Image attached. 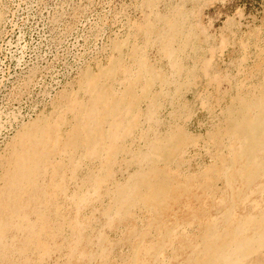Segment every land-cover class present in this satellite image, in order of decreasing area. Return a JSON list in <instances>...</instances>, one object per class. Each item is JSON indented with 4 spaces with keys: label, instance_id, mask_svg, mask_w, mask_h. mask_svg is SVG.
<instances>
[{
    "label": "rangeland",
    "instance_id": "rangeland-1",
    "mask_svg": "<svg viewBox=\"0 0 264 264\" xmlns=\"http://www.w3.org/2000/svg\"><path fill=\"white\" fill-rule=\"evenodd\" d=\"M0 264H264V0H0Z\"/></svg>",
    "mask_w": 264,
    "mask_h": 264
},
{
    "label": "bare ground",
    "instance_id": "bare-ground-1",
    "mask_svg": "<svg viewBox=\"0 0 264 264\" xmlns=\"http://www.w3.org/2000/svg\"><path fill=\"white\" fill-rule=\"evenodd\" d=\"M20 53H21V52H20ZM98 114H99V113H98ZM80 116H81V115H80ZM101 117H102V116H101ZM5 119H6V118H5ZM13 119H14V118H13ZM105 119H106V118H105ZM234 126H235V125H234ZM237 126H238V125H237ZM234 129H235V128H234ZM239 133H240V132H239ZM239 133H237V134H239ZM39 135H40V134H39ZM43 135H44V134H43ZM234 136H235V135H234ZM34 137H35V136H34ZM158 143H159V142H158ZM237 146H238V145H237ZM28 155H29V154H28ZM152 156H153V155H152ZM154 157H155V156H154ZM154 157H153V158H154ZM20 158H21V157H20ZM21 159H22V158H21ZM20 163H21V162H20ZM24 164H25V163H24ZM23 167H24V166H23ZM26 169H27V168H26ZM15 171H16V168H15ZM22 174H23V172H22ZM28 174H29V173H28ZM14 176H15V175H14ZM23 177H24V175H23ZM25 177H26V176H25ZM29 177H30V176H29ZM12 178H13V177H12ZM161 178H162V177H161ZM1 180H2V179H1ZM10 180H12V179H10ZM26 180H27V179H26ZM23 181H24V180H23ZM12 182L15 183V182H14V179H13ZM21 182H22V181H21ZM21 182H20V183H21ZM25 182H26V181H25ZM138 183H139V182H138ZM161 184H163V183L161 182ZM164 184H165V183H164ZM164 184H163V185H164ZM14 186H15V185H14ZM146 187H147V186H146ZM163 187H164V186H163ZM152 196H153V195H152ZM152 198H153V197H152ZM137 203H138V202H137ZM16 219H17V218H16ZM8 220H9V219H8ZM9 222H10V221H9ZM10 224H11V223H10ZM10 226H12V225H10ZM222 229H223V228H222ZM38 245H39V244H38ZM200 260H201V259H200ZM207 261H208V260H207Z\"/></svg>",
    "mask_w": 264,
    "mask_h": 264
}]
</instances>
